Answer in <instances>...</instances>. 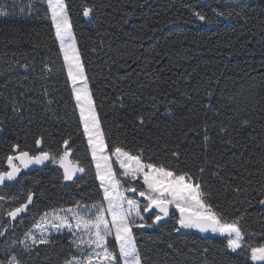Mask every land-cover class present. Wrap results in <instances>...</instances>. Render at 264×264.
I'll use <instances>...</instances> for the list:
<instances>
[{
  "label": "trees",
  "instance_id": "1",
  "mask_svg": "<svg viewBox=\"0 0 264 264\" xmlns=\"http://www.w3.org/2000/svg\"><path fill=\"white\" fill-rule=\"evenodd\" d=\"M65 3L111 142L157 163H169L178 145L183 162L174 167L198 179L202 175L222 213L243 215L246 244H264V205L258 202L264 198V0ZM85 6L93 9L88 17ZM0 9L9 13L0 17V170L7 169L5 157L14 154L13 145H19L17 152L43 149L59 155L65 139L72 160L86 169L66 184L50 162L0 186V195L9 197L0 210L3 220L9 207L24 202L29 190L34 193L23 223L12 225L15 232L7 241L0 237L4 248L23 238L45 211L99 202L102 192L46 0H0ZM41 137L38 149L35 141ZM199 167L207 171L201 174ZM212 172H221L223 182ZM13 195L18 198L11 200ZM161 225L134 229L146 264H252L247 253L226 251V238L175 232V220ZM52 238L54 245L24 253L26 264H64L71 236Z\"/></svg>",
  "mask_w": 264,
  "mask_h": 264
},
{
  "label": "snow or ice",
  "instance_id": "2",
  "mask_svg": "<svg viewBox=\"0 0 264 264\" xmlns=\"http://www.w3.org/2000/svg\"><path fill=\"white\" fill-rule=\"evenodd\" d=\"M46 4L55 29V40L63 54L67 80L75 101L74 111H78L79 125L87 141L102 198L92 204L77 202L74 208L45 211L38 221H34L36 231L29 228L24 232L23 238L13 239L6 247L0 248V264H26L24 253L31 254L41 245H54L56 241L51 237L50 230L58 233L67 230L73 237L69 241L71 250L64 264H146L138 245L139 233L134 229L162 226L161 222L166 220H175V232L195 229L200 233L211 232L225 237L226 251L238 255L247 253L252 264H264V244L253 246L245 242L249 233L241 223L243 215L228 217L222 213L219 205L212 202L214 193L205 189L202 175L198 179L191 171H178L174 167L183 162L178 145L175 150L170 151L173 159L169 163H157L151 156L145 158L143 152L133 153L120 143L111 142L97 109L65 0H46ZM92 11L91 7L85 6L83 15L88 17ZM7 15V11L0 9V17ZM197 15L200 20L205 19L199 13ZM151 99L155 101L157 97ZM11 104L13 111H17L16 102L13 100ZM138 121L143 125L145 118L141 115ZM3 131L4 128L0 126V132ZM207 139L205 134V140ZM42 140L41 137L35 141L37 147L41 146ZM69 143L68 139L63 141L65 151L59 155L43 149L38 154H30L27 150H19L16 154L19 145H13L14 154L5 157L7 169L0 170V186L5 185V181L17 180L22 169L33 164L42 165L46 161H51L62 169L64 181H73L77 173H83L86 169L79 161L69 159ZM168 147L165 144V148ZM206 171L204 167L198 168L201 174ZM211 174L223 182L221 172ZM136 182H139V186ZM235 191L239 194L242 189L236 187ZM127 193H135L143 198V202ZM33 196L34 193L29 190L24 202L7 209L6 216L10 221H16L20 217L19 223H23L21 213L29 210V205L33 204ZM17 198L15 195L10 197L11 200ZM8 199L9 197L0 195V210H3L4 202ZM258 202L264 205V198ZM171 209H175V212H171ZM147 213L150 215L146 217ZM10 221L0 219V237L5 241L8 240V234L15 232V226L10 227ZM168 247L173 248V245L169 244ZM203 251L206 253L208 249Z\"/></svg>",
  "mask_w": 264,
  "mask_h": 264
},
{
  "label": "water",
  "instance_id": "3",
  "mask_svg": "<svg viewBox=\"0 0 264 264\" xmlns=\"http://www.w3.org/2000/svg\"><path fill=\"white\" fill-rule=\"evenodd\" d=\"M69 146H70V144L68 145V148H69ZM40 147H41V146H40ZM40 147H38V149H40ZM64 151H65V148H64V146H63V152H64ZM16 154H18V152H17ZM69 159L72 160V153H71V156L69 157ZM50 162H51V161H46V162H45L44 164H42V165H35V164L30 165L29 168H27V169H22V171L20 172L19 175H21L22 173H28V172H31V171H34V170L43 169V168L47 167V166L50 164ZM16 163L18 164L19 161H16ZM56 166H57V168H58V169L61 171V173H62V169H60L59 166H58L57 164H56ZM82 176H83V173H77V176L74 178L73 181H75V180H77V179H80ZM17 178H18V177H17ZM73 181H70V182H68V181H64V183H66V184H70V183H72ZM15 182H16V180H15V181H5V184H9V185H11V184H14ZM2 186H3V185H2ZM2 186H1V187H2ZM31 206H32V204L29 205V209L31 208ZM153 211H155V210H153ZM27 212H28V211H26L25 213H21V217L26 216V215H27ZM19 219H20V217H18L16 221H10V218L6 216V213H5V215H4V220H5V221H10V226L14 225ZM195 231H196L197 233H200V232H198L197 230H195ZM200 234L207 235V234H209V232H208V233H200Z\"/></svg>",
  "mask_w": 264,
  "mask_h": 264
},
{
  "label": "rangeland",
  "instance_id": "4",
  "mask_svg": "<svg viewBox=\"0 0 264 264\" xmlns=\"http://www.w3.org/2000/svg\"><path fill=\"white\" fill-rule=\"evenodd\" d=\"M49 21L51 22V14H50V12H49ZM54 31H55V29H54ZM58 42V41H57ZM58 45H59V43H58ZM61 55H62V58H63V54L61 53ZM63 62H64V60H63ZM65 67V66H64ZM65 70H66V67H65ZM67 73V72H66ZM74 98V97H73ZM75 102V101H74ZM78 112V111H77ZM114 159V158H113ZM117 167H118V165H117ZM137 183V186H139V182H136ZM127 195H129V196H131V197H133V198H136V199H139V200H141L142 202H143V198H141V197H139V196H137L135 193H127ZM65 209H68V208H65ZM172 210H174L175 211V209H172ZM32 230L33 231H36V229H35V226L32 228ZM51 231V237L52 236H56V235H63V234H69L70 236H71V234L67 231V230H64V231H62V232H60V233H58V232H55L54 230H50ZM181 232H185V231H195V229H181L180 230ZM38 234V233H37ZM209 235H211V236H219L218 234H214V233H211V232H209ZM221 237V236H220ZM223 238H225V237H223ZM71 239H73V237L71 236Z\"/></svg>",
  "mask_w": 264,
  "mask_h": 264
}]
</instances>
